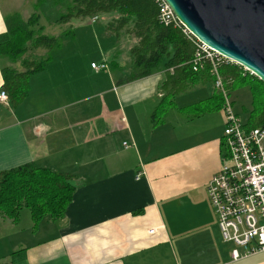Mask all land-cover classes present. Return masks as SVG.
<instances>
[{"label":"crops","instance_id":"obj_1","mask_svg":"<svg viewBox=\"0 0 264 264\" xmlns=\"http://www.w3.org/2000/svg\"><path fill=\"white\" fill-rule=\"evenodd\" d=\"M3 3L0 35L7 31ZM90 22L70 20V36ZM130 41L136 42L116 40L98 62L78 65L72 56L64 60L74 51L65 48L55 65L30 78L19 106L0 101V172L34 164L76 177L63 218L37 228L28 215L24 226L21 217L0 218V264H264V253L232 261L208 199L223 164L225 116L183 109L211 99L213 83L186 79L175 86L172 70L122 83L132 47L117 45ZM93 63L108 68L96 71ZM45 76L54 93L42 87ZM49 95L54 107L34 110ZM159 107L165 111L155 118Z\"/></svg>","mask_w":264,"mask_h":264},{"label":"trees","instance_id":"obj_2","mask_svg":"<svg viewBox=\"0 0 264 264\" xmlns=\"http://www.w3.org/2000/svg\"><path fill=\"white\" fill-rule=\"evenodd\" d=\"M61 6L62 13L57 25H67L70 20L106 19L105 32L117 41L122 38L135 39L129 51L131 73L121 82H134L157 74L174 71L169 80L179 85L188 79L191 82L214 80L209 66L200 72L193 71L196 48L183 31L161 21V8L157 0H39ZM38 5L28 19L19 12L5 16L7 31L0 35V60L10 64L1 68L4 85L11 106H19L29 96L30 78L47 67L50 55L58 45L61 33L69 35L71 29L46 33L47 27L40 24ZM54 24V25H56ZM56 25V26H57ZM55 26V27H56ZM62 27L58 26V29ZM62 35V34H61ZM44 52V53H41ZM19 65L20 69L14 68ZM221 74L226 80L229 95L236 87H248L252 94V111L244 123L246 127L264 126V84L254 76H243L237 66L222 67ZM216 103V104H215ZM223 98L215 91L211 99L183 110L192 111L194 116L221 111ZM165 110L157 109L153 117ZM75 176L58 173L34 164L21 166L11 171L0 172V218L18 223L21 212H30L33 227L45 219L57 221L63 218L75 194ZM16 256V253L13 255Z\"/></svg>","mask_w":264,"mask_h":264},{"label":"built area","instance_id":"obj_3","mask_svg":"<svg viewBox=\"0 0 264 264\" xmlns=\"http://www.w3.org/2000/svg\"><path fill=\"white\" fill-rule=\"evenodd\" d=\"M157 1L161 8V21L181 29L195 46L193 71L200 72L209 66L215 90L223 98V164L207 186L208 199L216 215L222 240L232 246L233 262L263 254L264 126L249 128L240 121L234 113L226 80L220 70L222 67L237 66L243 71V76H256L200 42L175 17L164 0ZM91 67L96 71L108 68L106 63H93ZM7 99V95L2 92L0 101L6 102Z\"/></svg>","mask_w":264,"mask_h":264},{"label":"water","instance_id":"obj_4","mask_svg":"<svg viewBox=\"0 0 264 264\" xmlns=\"http://www.w3.org/2000/svg\"><path fill=\"white\" fill-rule=\"evenodd\" d=\"M204 45L264 84V0H164Z\"/></svg>","mask_w":264,"mask_h":264},{"label":"rangeland","instance_id":"obj_5","mask_svg":"<svg viewBox=\"0 0 264 264\" xmlns=\"http://www.w3.org/2000/svg\"><path fill=\"white\" fill-rule=\"evenodd\" d=\"M39 0H5V3H3L2 9L4 13L10 14L13 12H19L24 19H28L32 14H34L35 6L38 5L39 13L41 14L40 24L47 27L46 33L49 35H54L58 32V26L62 27V31L69 30V24L68 25H57L56 21L59 19L62 13H65V10L61 6H55L52 5L49 2H44L39 4ZM90 20V19H89ZM89 20H80V21H89ZM94 20V21H93ZM91 21V20H90ZM93 22H90V25L85 26L82 29L73 30L72 29V35L61 33L64 35L63 39H60L61 36H56L58 45L54 47V49L51 51L50 55L52 57V60L47 64L48 66L55 65L58 59V54H63L65 48H73V52L68 54L64 57V60H67L70 56H72V63L73 64H84L85 62H91V61H99V57H103L104 54L108 53L110 50V45H114L116 43V39L114 36H108L105 32L104 26L106 25V19L95 18L92 19ZM75 23H82L83 22H74ZM56 24V25H54ZM86 25V24H85ZM56 26V27H55ZM68 37V38H67ZM110 39L112 43L108 40ZM63 42V44H62ZM134 42V41H133ZM70 43V46H67V44ZM127 47H133V43L125 42L117 45V48L119 50H125ZM44 53V52H41ZM129 55V53H128ZM127 57L121 55L120 61L122 64V74H126L129 70L128 64H127ZM8 61V60H7ZM6 59L1 60V66H7L8 62ZM43 72V71H42ZM48 73V72H47ZM44 81V90L45 91H51L54 93L53 88V81L52 79L48 78V76H45ZM30 83V81H29ZM211 92L210 88L204 89L203 93ZM203 96V95H202ZM230 101L233 104V110L234 113L237 115V117L240 119V121L244 124L248 119L249 116H251V111L253 108L252 105V94L248 87H236L234 91L229 95ZM45 102V103H43ZM56 104L55 101H53V97L49 95V97L45 98V101L43 99L42 102L37 103L34 105V110H47L50 108H53ZM33 112V111H32ZM162 114L160 113L158 117H161ZM30 216V212L28 210H23L21 212V224L25 225L24 216ZM22 227V226H21Z\"/></svg>","mask_w":264,"mask_h":264}]
</instances>
